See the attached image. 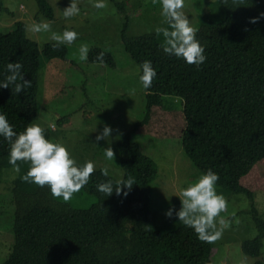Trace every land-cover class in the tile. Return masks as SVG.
Instances as JSON below:
<instances>
[{
  "label": "trees",
  "instance_id": "obj_1",
  "mask_svg": "<svg viewBox=\"0 0 264 264\" xmlns=\"http://www.w3.org/2000/svg\"><path fill=\"white\" fill-rule=\"evenodd\" d=\"M109 1L124 15L119 40L128 57L138 65L139 73L143 61H150L157 69L156 79L145 89V117L134 122V127L145 124L153 109L168 108L159 94L164 87L157 80L165 67L172 79L170 91L181 101L179 113L184 127L180 138L185 156L201 173L211 169L218 174L215 186L221 193H244L252 198L251 190L241 185L240 179L264 158V17L260 16L264 13V0H236L232 7L221 4L210 15L199 17L193 28L206 59L198 67L163 52L159 54L163 37L156 32L128 35L126 2ZM35 2L36 16L54 18L53 7L47 0ZM253 17H258L255 23L250 22ZM54 43L46 42L40 50L26 36L22 21H17L9 32H0V79L7 75L8 61H19L23 78L31 81V86L18 94L10 88H0V113L16 133L22 132L37 115L43 59L67 56V47L62 44L53 48ZM100 51H104L103 62L96 59ZM164 58L166 64L161 61ZM87 60L115 67L111 51L101 46L91 47ZM167 67L173 68L171 72ZM133 130L117 140L121 178L109 172L107 176L101 175V168H94L88 183L78 191L93 198L87 206L53 198L47 185L40 187L21 180L29 164L17 161L19 170L11 186L30 196L34 213L28 219L14 217L13 242L1 264H211V242L197 239L192 228L182 223L171 230L156 227L151 183L158 168L132 137ZM44 135L47 136L45 131ZM8 150L9 141L0 137V171L13 167L8 162ZM128 178L134 183L130 189L121 185L126 196L116 195L115 190L106 196L95 187L111 181L115 188L118 181ZM251 212L257 235L242 241L241 246L246 255L258 257L264 238V218ZM133 214L138 217L132 239L136 248L112 260L100 258L94 243L117 237L126 218ZM254 264L262 261L256 260Z\"/></svg>",
  "mask_w": 264,
  "mask_h": 264
},
{
  "label": "rangeland",
  "instance_id": "obj_2",
  "mask_svg": "<svg viewBox=\"0 0 264 264\" xmlns=\"http://www.w3.org/2000/svg\"><path fill=\"white\" fill-rule=\"evenodd\" d=\"M47 1L53 7L52 20L36 16L35 0H0V32H9L14 29L17 21H22L26 27V36L35 41L40 50L46 42H55L51 39L53 32L60 34L64 30H73L78 33L71 44L65 45V59H43L39 71L38 111L31 124L43 128L47 139L64 145L77 165L91 161L94 168H106L109 174L120 179L122 171L118 164L117 140L135 128L134 122L142 121L145 117V89L138 80L139 67L125 53L119 40L124 15H120L117 7L109 0H105L106 6L102 9L93 8L89 0H78L79 13L65 19L62 10L69 4V0ZM118 1L126 2L124 6L129 20L126 33L130 36L155 33V28L165 24L160 14V0ZM235 2L184 0L182 11L194 27L201 15H210L221 4L232 7ZM41 21L50 23V30L32 32L31 25ZM81 44L88 45L89 49L101 46L111 51L115 67L78 60ZM162 52L160 46L159 54ZM161 61L166 64L165 58ZM167 68L169 72L173 69ZM155 71L157 75V69ZM158 79L164 87L159 94L163 96V103L168 108L164 106L153 109L148 121L133 130L132 137L157 164L158 175L151 183L155 225L158 229L171 230L180 222L175 214L171 218L166 217L165 210L171 207L175 213L181 207L177 196L180 189L195 183L201 172L182 150L180 133L184 120L179 113L181 101L170 91L172 79L168 77L165 67L161 68ZM105 125L111 128L107 141H96L97 133ZM105 147L112 148L113 160H105ZM17 173L14 167L0 171V264L11 249L14 217L19 215L28 219L34 213L30 196L16 192L11 186V180ZM240 184L251 190L252 198L244 193H221L215 186L216 192L222 194L226 201V209L220 215L229 221V227L223 230L218 239L211 241V264H254L256 260L264 264V238L261 239L262 247L258 257L246 255L241 246L242 241L257 235L251 211L264 218V158L240 179ZM92 201L91 196L75 192L67 202L83 207ZM137 221L136 214L130 215L122 224L117 237L96 241L94 247L98 256L112 260L124 252L133 251L136 248L132 239Z\"/></svg>",
  "mask_w": 264,
  "mask_h": 264
},
{
  "label": "clouds",
  "instance_id": "obj_3",
  "mask_svg": "<svg viewBox=\"0 0 264 264\" xmlns=\"http://www.w3.org/2000/svg\"><path fill=\"white\" fill-rule=\"evenodd\" d=\"M91 6L102 9L106 6L105 0H89ZM184 0H160L161 16L167 27H157L155 32L163 37L161 48L163 53L182 59L184 63L199 66L206 57L204 48L195 38V29L189 23V19L182 11ZM78 0H69V4L62 10V16L67 19L78 14ZM260 16L264 17V13ZM258 17L251 18L255 23ZM51 28L50 23L41 21L31 25L34 33L47 32ZM78 33L73 30H64L60 34L52 33L51 39L55 41L53 48L60 45L71 44ZM89 47L81 44L78 48V60L86 61ZM104 51L96 55V59L103 62ZM22 64L19 61L9 62L5 65L7 75L0 79V88H10L12 93L18 94L31 86V81L23 78ZM138 80L144 89L150 88L155 69L150 61H143L140 65ZM11 86V87H10ZM111 128L105 125L98 132L95 140L107 141ZM0 137L9 141L8 162L18 169L17 161L29 164L27 171L20 177L21 180L36 184L40 187L47 185L53 198H61L64 202L71 199L73 193L78 192L88 183L90 174L94 171L91 161L77 165L66 147L60 143L47 139L44 129L38 124L26 125L20 133L13 131L6 116L0 113ZM103 156L105 160H113L114 153L111 147H105ZM101 175L107 176L106 168L100 169ZM219 176L211 169L201 173L195 183L181 188L177 195L181 207L173 213L170 207L164 215L171 218L175 214L176 219L185 227H190L196 233L197 239L211 242L220 237L223 230L229 227V221L220 215L226 209V201L222 194H218L215 184ZM134 180L128 178L117 182L113 187L111 181L96 184L98 192L112 195H127V191L121 192V185L130 189ZM176 195V194H175Z\"/></svg>",
  "mask_w": 264,
  "mask_h": 264
}]
</instances>
